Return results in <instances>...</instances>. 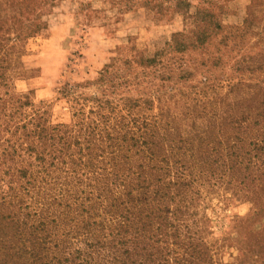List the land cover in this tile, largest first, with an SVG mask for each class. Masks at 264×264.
<instances>
[{"label": "rangeland", "instance_id": "374dc122", "mask_svg": "<svg viewBox=\"0 0 264 264\" xmlns=\"http://www.w3.org/2000/svg\"><path fill=\"white\" fill-rule=\"evenodd\" d=\"M177 1L0 0V74L9 77L8 85L0 83V104L29 99L35 107L44 105L55 124L73 126L85 117L91 124L97 117L92 99L106 94L94 82L111 61L117 76L131 82L109 97L114 103L103 113H110L111 130L100 136H116L125 123L123 131L131 137L135 121L158 118L165 120L157 131L163 137L154 141L175 149L188 130L217 137L224 121L213 119V111L224 117L236 101L247 104L251 114H264V0H189L192 7L183 13ZM156 54L164 55L165 74L142 65ZM206 78L209 88L202 84ZM241 79L244 100L234 101L226 94L230 83ZM205 91L219 97L196 106ZM185 103L190 108L180 118L168 113ZM26 110L19 109L15 119L21 121ZM101 144L105 149L106 139ZM204 156L184 162H195L196 172L219 183L208 196L195 197L191 208L203 236L219 252L216 261L264 264V176L251 175L244 180L248 193L233 195L220 185L230 172Z\"/></svg>", "mask_w": 264, "mask_h": 264}, {"label": "trees", "instance_id": "16d2710c", "mask_svg": "<svg viewBox=\"0 0 264 264\" xmlns=\"http://www.w3.org/2000/svg\"><path fill=\"white\" fill-rule=\"evenodd\" d=\"M175 6L183 13L192 3L178 0ZM163 56L142 65L165 74ZM110 63L94 82L106 94L92 99L97 117L91 124L84 114L76 125L55 124L44 105L35 107L29 99L0 104V264H223L191 212L195 197L208 196L219 183L184 159L205 154L230 172L220 185L233 195L248 193L244 180L264 176V114H251L236 101L244 100L241 79L226 94L236 101L237 114L213 111V119L224 121L215 138L188 130L179 148L164 149L154 139L162 136L157 131L165 120L147 117L133 123L131 137L123 131L125 123L118 125L117 137L100 136L111 130L110 113H103L114 103L109 97L131 82L118 77ZM6 81L0 74V83ZM202 84L209 88L210 80ZM213 95L205 91L194 104H214L219 96ZM23 107L28 110L19 121L15 115ZM187 107L190 103L168 113L178 119Z\"/></svg>", "mask_w": 264, "mask_h": 264}]
</instances>
